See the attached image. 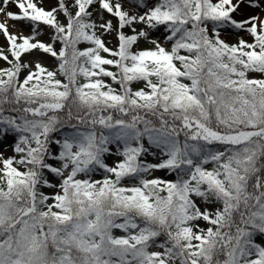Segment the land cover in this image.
<instances>
[{"label":"snow or ice","instance_id":"6c2138e0","mask_svg":"<svg viewBox=\"0 0 264 264\" xmlns=\"http://www.w3.org/2000/svg\"><path fill=\"white\" fill-rule=\"evenodd\" d=\"M48 4L0 0V264H264V0Z\"/></svg>","mask_w":264,"mask_h":264},{"label":"rangeland","instance_id":"374dc122","mask_svg":"<svg viewBox=\"0 0 264 264\" xmlns=\"http://www.w3.org/2000/svg\"><path fill=\"white\" fill-rule=\"evenodd\" d=\"M54 3H55V0H50V4L46 5V7L47 6H51V4H54ZM12 10L15 11L16 9L13 8ZM3 19H4L3 17H0V22H2ZM9 23L11 24L12 22H9ZM10 30L13 31V32L18 31L19 30V25H18L17 28H10ZM23 31H24V34H26V35L28 34V29L26 27L23 28ZM244 38L245 39H249V40L251 39L250 37H247V36H245ZM108 39L110 40V42L108 43V46L109 47H113L114 44H115V40H112L111 38H108ZM227 39H228V41L230 43H234L236 41L237 37L236 36H228ZM0 42H3V36L2 35H0ZM141 47H150V45L144 44V45H141ZM44 62L49 67H52V66L55 65L53 59H51V58H45V61ZM0 66H5V65L3 64V62H0ZM249 75L251 77H257V78H259L261 74H258V73H250ZM81 82H84L82 78H81ZM5 148L7 149L6 154L7 155H11L12 154L11 147H8L7 145H0V151H4ZM149 159H152V158L150 157ZM108 163L111 164L112 163V160H109ZM155 175H157V176H163L165 174L163 172H156ZM94 178L95 179H101L102 178V173L97 172L95 174ZM201 226H206V225L203 222H201ZM114 235L119 236V235H122V233L119 230H114ZM152 250H157V249H152ZM177 264H178V262H177Z\"/></svg>","mask_w":264,"mask_h":264},{"label":"trees","instance_id":"16d2710c","mask_svg":"<svg viewBox=\"0 0 264 264\" xmlns=\"http://www.w3.org/2000/svg\"><path fill=\"white\" fill-rule=\"evenodd\" d=\"M27 73L25 72L24 75H26ZM22 78V77H21ZM136 87H143V84H137V85H134V88Z\"/></svg>","mask_w":264,"mask_h":264}]
</instances>
